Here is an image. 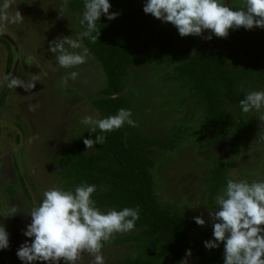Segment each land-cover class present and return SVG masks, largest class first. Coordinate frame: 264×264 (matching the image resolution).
Here are the masks:
<instances>
[{"label": "rangeland", "instance_id": "374dc122", "mask_svg": "<svg viewBox=\"0 0 264 264\" xmlns=\"http://www.w3.org/2000/svg\"><path fill=\"white\" fill-rule=\"evenodd\" d=\"M224 2L235 8L243 6L245 0ZM61 3L62 0H15L13 11L17 7L25 17L23 23L0 22L4 29L0 34V224L9 233V248L0 250V264H23L16 252L22 243L31 242L23 235L31 222L28 213L43 200L45 190L53 186L65 189L61 170L66 164L57 160L79 135L89 131V126L80 123L81 119L89 115L100 119L101 115L94 100L99 98L107 80L97 57L89 51L85 64L65 69L58 66L55 54L49 51L50 42L57 37L76 38L81 32L79 13L70 9L68 0V8L61 17L57 10ZM8 52L13 56L10 71ZM185 59L136 64L125 77L123 95L131 101L132 119L138 125L133 128L138 133L176 141L169 148L143 147L155 162L152 174L159 202L192 220L203 214L206 223L199 227L209 230L213 229V221L207 208L216 209V196L208 201L203 193L214 159L227 149L228 142L213 141L214 130L204 132L203 109L194 106L188 90L174 77L175 65ZM71 71L79 75L65 85L63 78ZM6 75L36 81L35 88L26 92L23 88L7 87L3 80ZM240 89L247 93L264 91V86L254 78L243 82ZM29 105L36 106L35 111H29ZM229 109L232 118L240 113L243 119H251L256 128L255 135L244 138L239 154L234 156L236 166L229 170V175L233 180H264V140L259 138L264 134V121L258 119L260 113L255 110L243 113L237 106ZM232 129L234 132L233 127L228 130L230 136ZM11 206L18 207L19 213L5 217ZM137 231L135 228L112 239ZM133 252L130 242L111 243L105 245L102 255L106 264H123ZM185 259L187 264L199 261L194 255H184L182 261ZM92 261L93 257L85 254L80 264Z\"/></svg>", "mask_w": 264, "mask_h": 264}, {"label": "trees", "instance_id": "16d2710c", "mask_svg": "<svg viewBox=\"0 0 264 264\" xmlns=\"http://www.w3.org/2000/svg\"><path fill=\"white\" fill-rule=\"evenodd\" d=\"M109 2L110 12L119 13L117 18L102 16L97 23L100 36L96 42L83 40L106 75V86L94 100L100 119L115 115L121 108H131L130 99L123 95L124 82L136 64H162L186 57L175 65L174 77L188 90L194 106L203 109L204 132L214 130L213 141L228 142L227 149L214 159L203 193L212 201L231 178L229 170L236 166L234 156L239 154L244 138L256 134L254 122L243 119L240 113L232 118L229 106L241 110L239 101L247 94L240 89L243 82L256 78L264 86V29H230L227 38L213 35L210 41L206 39L209 31L200 37H181L172 24L144 13L146 0ZM69 6L79 13L80 31H84L80 23L84 0H69ZM8 53L10 71L13 56ZM231 127L234 132L230 136ZM97 134L105 135L106 142L86 149L83 140L94 139ZM175 142L173 138L164 141L145 137L128 125L108 133L97 129V133L79 135L57 160L66 164L61 170L66 190L74 191L81 183L95 184L97 191L92 198L99 208L119 211L139 206L138 231L106 243H131L134 252L123 264H182L187 250L199 258L196 264H223V244L211 250L204 246V241L213 238V229L203 230L185 213L162 205L155 193V162L143 147L169 148Z\"/></svg>", "mask_w": 264, "mask_h": 264}, {"label": "clouds", "instance_id": "9594fccd", "mask_svg": "<svg viewBox=\"0 0 264 264\" xmlns=\"http://www.w3.org/2000/svg\"><path fill=\"white\" fill-rule=\"evenodd\" d=\"M15 0H3L0 4V22L22 24L24 16L13 5ZM109 0H84V31L72 36L57 37L49 45L60 68H76L87 62L89 49L83 45L86 38L95 43L100 36L97 26L102 16L116 19L119 13L110 12ZM68 8V0H62L57 9L60 16ZM143 11L164 23L172 24L181 37L203 36L209 30L207 40L213 35L227 38L229 30L243 27L246 30L264 29V0H245L243 6L230 7L224 0H146ZM4 31L0 26V34ZM95 33V35H94ZM72 49L73 51H70ZM82 49V51H74ZM79 73L71 71L63 78L77 79ZM7 87L23 88L29 92L36 81H24L13 75L3 77ZM243 113L255 110L258 119L264 121V91H250L239 101ZM36 106L29 105V111ZM80 123L89 126V133L117 131L125 125L137 127L130 109L121 108L115 115L103 119L85 116ZM233 132V129H232ZM127 135V134H125ZM264 140V134L259 137ZM106 136L97 134L94 139L83 140L86 149L104 144ZM95 184L81 183L73 190L53 186L43 192V200L28 213L31 222L23 235L31 238L17 249L16 255L23 264H80L85 254L93 257L92 264H106L102 255L105 244L117 234L135 230L140 219V208L125 207L122 210H102L92 197ZM216 209L207 208L213 221V238L204 241L206 249L223 244V264H264V180H233L228 178L226 187L215 198ZM18 207L11 206L10 217L18 214ZM201 216L194 217L199 226L205 225ZM9 248V233L0 224V250ZM186 251V257L191 256ZM187 264V259L181 261Z\"/></svg>", "mask_w": 264, "mask_h": 264}]
</instances>
